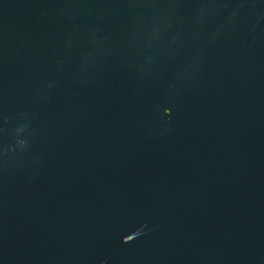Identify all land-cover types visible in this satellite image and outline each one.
I'll return each mask as SVG.
<instances>
[{
    "label": "water",
    "instance_id": "obj_1",
    "mask_svg": "<svg viewBox=\"0 0 264 264\" xmlns=\"http://www.w3.org/2000/svg\"><path fill=\"white\" fill-rule=\"evenodd\" d=\"M0 264H264V0H0Z\"/></svg>",
    "mask_w": 264,
    "mask_h": 264
}]
</instances>
